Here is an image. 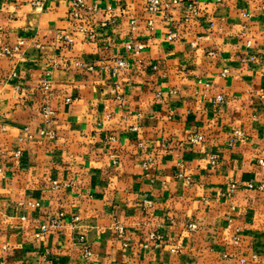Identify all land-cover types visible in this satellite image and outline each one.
Returning a JSON list of instances; mask_svg holds the SVG:
<instances>
[{"label":"crops","instance_id":"0c3cea01","mask_svg":"<svg viewBox=\"0 0 264 264\" xmlns=\"http://www.w3.org/2000/svg\"><path fill=\"white\" fill-rule=\"evenodd\" d=\"M73 1L0 0V264H264V0Z\"/></svg>","mask_w":264,"mask_h":264},{"label":"built area","instance_id":"2783aa9c","mask_svg":"<svg viewBox=\"0 0 264 264\" xmlns=\"http://www.w3.org/2000/svg\"><path fill=\"white\" fill-rule=\"evenodd\" d=\"M30 2L33 6L35 7H41L46 0H27ZM173 6H180L184 8V20L185 21H190L194 18V16L197 13V6L196 4L189 3L186 5V0H170L169 2H165L163 0H148L147 2V11L150 14H157L163 10H169ZM96 7L94 6H87L84 0H75L72 2V10H71V16L74 19L82 18V10H88V11H95ZM90 38H94L93 34L90 32L89 33ZM179 37V32L177 31H170L168 34V39L171 41L176 40ZM59 41L64 42L66 44H72L74 42L73 36L70 33H65L59 35ZM25 44L24 40H19L16 43L13 44H0V57H12L15 54L19 53L23 46ZM250 44V42L248 43ZM119 67H125L126 62L122 59H119L117 61ZM90 70H93V67H89ZM228 70L224 71V74H227ZM43 89L46 91H50L51 89V81L48 78H45L42 83ZM21 88L17 87L16 92H20ZM219 102H223L224 98L219 97L218 98ZM42 113L45 117H50L54 111L50 106H44L42 109ZM46 135H52V132H44ZM237 135H241L240 132H237ZM191 140L193 143H201L204 140V136L201 134H193L191 137ZM21 154V151H17L15 156L19 157ZM154 163V158L153 157H148L144 162H143V167L145 169H148L152 164ZM261 164H264V160H260ZM211 164L213 166H216L218 164V159L216 157H213L211 160ZM3 174V169L0 167V176ZM180 178L184 177L182 174L178 175ZM187 180L190 181V178L187 177ZM250 189H257L259 191H264V181L261 182L258 185H255L253 183H250L248 185ZM239 188V184L233 183L230 186L229 192L234 193L237 189ZM81 222V217L79 215L74 216L73 220L70 222V227L75 228L79 223ZM63 224V221L57 218H53L48 220L46 223H44L41 226V233L45 234L49 228L52 227H59ZM191 229H196L197 225L196 224H190L189 226ZM117 230L120 233V235L124 234V229L121 226H117ZM76 240L77 242L82 246L84 257L86 260L90 261L93 257V252L88 245L87 238L85 232H78L76 234ZM163 240V234L160 232H152L150 234V242L154 244V246H159L160 243ZM145 248L149 247V244L144 245ZM257 258V257H256ZM3 264V263H1Z\"/></svg>","mask_w":264,"mask_h":264}]
</instances>
